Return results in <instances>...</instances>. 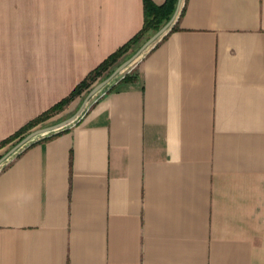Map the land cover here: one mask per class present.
Masks as SVG:
<instances>
[{"label":"crops","instance_id":"0c3cea01","mask_svg":"<svg viewBox=\"0 0 264 264\" xmlns=\"http://www.w3.org/2000/svg\"><path fill=\"white\" fill-rule=\"evenodd\" d=\"M18 1L0 20V141L145 20L143 0ZM174 23L1 165L0 264H264V0H187Z\"/></svg>","mask_w":264,"mask_h":264},{"label":"trees","instance_id":"16d2710c","mask_svg":"<svg viewBox=\"0 0 264 264\" xmlns=\"http://www.w3.org/2000/svg\"><path fill=\"white\" fill-rule=\"evenodd\" d=\"M186 1L187 0H183V5H181L178 16H181L184 13ZM143 2L145 20L142 29L127 43L119 47L115 52L111 53L96 68H94L79 84H77V86L71 91L68 96L62 98L49 109H47L34 119L30 120L14 134L0 141V148L10 144V146L8 147L9 149L17 141H19L30 129L34 128L40 123L45 122L48 118L62 110L65 105L69 104V102L72 101L76 96L80 95L84 91H87V93H89L93 83L100 82L108 77L116 69V67H118L123 61L133 55L148 39L149 36H151L164 24H166L172 17L177 5V0H165V2L160 5L153 3L151 0H143ZM175 29H177L176 23L170 26L168 33ZM167 34H164L162 36V39L165 38ZM128 78H130V75H125L121 79V81H125ZM114 86L115 85H112L111 88H113ZM54 134L56 133H53L49 136H52Z\"/></svg>","mask_w":264,"mask_h":264},{"label":"water","instance_id":"95a60500","mask_svg":"<svg viewBox=\"0 0 264 264\" xmlns=\"http://www.w3.org/2000/svg\"><path fill=\"white\" fill-rule=\"evenodd\" d=\"M182 1L183 0H177L175 11L172 17L170 18V20L166 24H164L159 30H157L155 33L149 36L148 39L140 46V48L133 55H131L128 59L123 61L118 67H116V69L108 77L98 82L95 86L91 88V90L85 97L83 104L85 103L87 98H89L91 95L95 94L97 91L101 90L104 86H106L114 77H116L120 72H122L127 66L131 65L139 56H141V54L147 48H150L152 44L154 45L155 42L159 40L167 32V30L170 28V26L173 24V22L178 16L179 10L182 5ZM75 118H76V115H72L55 124L36 127L28 131L19 141H17L3 155H1L0 164L3 163L5 160H7V158H9L17 150L25 146L28 142L33 141L34 139H36L37 137L41 135H45L62 126L67 125L68 123L72 122Z\"/></svg>","mask_w":264,"mask_h":264},{"label":"rangeland","instance_id":"374dc122","mask_svg":"<svg viewBox=\"0 0 264 264\" xmlns=\"http://www.w3.org/2000/svg\"><path fill=\"white\" fill-rule=\"evenodd\" d=\"M7 2H10V8H16V2H20V1H18V0H0V20L1 19H5V13H6V10H5V8L7 7L6 6V3ZM183 2V1H182ZM183 5V4H182ZM12 12V11H11ZM158 41V40H157ZM156 41V42H157ZM155 42V43H156ZM153 45V44H152ZM151 45V46H152ZM150 46V47H151ZM148 49L149 48H147L142 54H141V56H139L131 65H129L127 68H125L122 72H120L116 77H114L106 86H104L101 90H99V91H97L95 94H93V95H91L89 98H87V100L85 101V103L82 105V107L80 108V110L78 111V113L76 114V116L77 115H81L102 93H103V91H106L109 87H111V85H116L117 84V82L119 81V80H121L125 75H130V74H133V73H135V71H136V68H137V64H138V62L140 61V59L143 57V55L148 51ZM98 82H95V83H93L92 84V86L91 87H93V86H95L96 84H97ZM87 91H84V92H82L81 94H80V100H78V101H82V102H84V99H85V97L87 96ZM79 96V95H78ZM76 111H77V109H72V110H70L69 112H67V113H64V114H62V116L61 117H59V118H55L54 120H49V121H46V122H43V123H40V124H38L37 126H35L34 128H36V127H40V126H47V125H52V124H55V123H57V122H60V121H62V120H64L65 118H68V117H70V116H72L73 114H75L76 113ZM76 119H77V117L75 118V120H73L71 123H74V122H76ZM33 129V128H32ZM32 129H30V130H32ZM29 130V131H30ZM40 137V136H39ZM31 142V141H30ZM29 143V142H28ZM27 143V144H28ZM10 146V144H8L6 147H4L1 151H0V155L2 154H4L5 152H6V150L8 149V147ZM21 149V148H20ZM18 151V150H17ZM16 151V152H17ZM15 152V153H16ZM14 154V153H13ZM12 154V155H13ZM6 161V160H5ZM5 161L3 162V163H5ZM3 163H1L0 164V167H1V165H3Z\"/></svg>","mask_w":264,"mask_h":264}]
</instances>
